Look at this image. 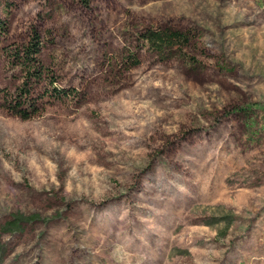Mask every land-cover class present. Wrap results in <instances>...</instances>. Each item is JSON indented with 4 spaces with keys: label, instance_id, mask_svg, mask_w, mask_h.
Instances as JSON below:
<instances>
[{
    "label": "rangeland",
    "instance_id": "obj_1",
    "mask_svg": "<svg viewBox=\"0 0 264 264\" xmlns=\"http://www.w3.org/2000/svg\"><path fill=\"white\" fill-rule=\"evenodd\" d=\"M34 31L65 97L0 106V264H264V0H0L1 104Z\"/></svg>",
    "mask_w": 264,
    "mask_h": 264
},
{
    "label": "trees",
    "instance_id": "obj_2",
    "mask_svg": "<svg viewBox=\"0 0 264 264\" xmlns=\"http://www.w3.org/2000/svg\"><path fill=\"white\" fill-rule=\"evenodd\" d=\"M78 1L85 7L91 5V0ZM141 40L149 50L155 52L162 60H168L178 56L186 58L185 49L190 45L192 39L187 32L167 27L147 29L141 34ZM41 52V36L37 31H34L29 43L17 48L14 52V59L19 61L22 66L24 75L22 84L15 91L7 89L2 91L4 104H1L0 101V106L4 105L12 114L22 120H30L39 116L47 104L62 100L65 97L54 86L58 80L53 72L43 65ZM133 62L134 65L139 63L137 59H134ZM34 219L35 216L14 215L2 226L1 232L3 234L20 233L24 225ZM4 254L5 247L0 245V262Z\"/></svg>",
    "mask_w": 264,
    "mask_h": 264
}]
</instances>
